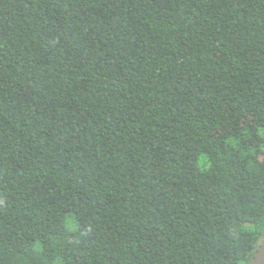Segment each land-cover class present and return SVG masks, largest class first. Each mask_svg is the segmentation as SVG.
Segmentation results:
<instances>
[{
    "label": "trees",
    "instance_id": "1",
    "mask_svg": "<svg viewBox=\"0 0 264 264\" xmlns=\"http://www.w3.org/2000/svg\"><path fill=\"white\" fill-rule=\"evenodd\" d=\"M263 239L264 0H0V264Z\"/></svg>",
    "mask_w": 264,
    "mask_h": 264
},
{
    "label": "water",
    "instance_id": "2",
    "mask_svg": "<svg viewBox=\"0 0 264 264\" xmlns=\"http://www.w3.org/2000/svg\"><path fill=\"white\" fill-rule=\"evenodd\" d=\"M250 264H264V239L256 250V253Z\"/></svg>",
    "mask_w": 264,
    "mask_h": 264
}]
</instances>
